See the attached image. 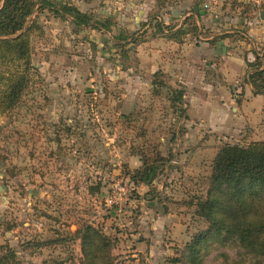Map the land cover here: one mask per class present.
Here are the masks:
<instances>
[{
	"label": "rangeland",
	"instance_id": "obj_1",
	"mask_svg": "<svg viewBox=\"0 0 264 264\" xmlns=\"http://www.w3.org/2000/svg\"><path fill=\"white\" fill-rule=\"evenodd\" d=\"M58 1L114 26L99 33L49 10L34 15L42 31L32 40L31 83L0 115V255L12 250L15 264H81L75 233L92 225L112 239L115 264H190L188 245L209 227L197 204L219 148L264 142V94L246 88L264 59V0ZM193 8L206 37L230 38L213 59L219 73L211 61L198 66L207 80L174 106L173 90L184 88L179 62L195 54L154 27L162 20L168 36L181 32L201 46L186 23ZM120 36L129 41L116 43ZM158 70L172 92L156 95ZM143 157L160 160L150 183L132 178ZM198 254L202 264L256 263L235 239L207 240Z\"/></svg>",
	"mask_w": 264,
	"mask_h": 264
},
{
	"label": "trees",
	"instance_id": "obj_2",
	"mask_svg": "<svg viewBox=\"0 0 264 264\" xmlns=\"http://www.w3.org/2000/svg\"><path fill=\"white\" fill-rule=\"evenodd\" d=\"M49 10L55 18L71 22L75 27L99 33L111 32L114 21L99 19L70 4L58 0H2L0 7V115L12 111L28 89L35 68L33 38L42 31L34 15ZM194 17H192L193 19ZM193 22V21H191ZM157 30L162 23L156 24ZM194 35L198 28L193 22ZM178 32L177 34H180ZM177 34L174 37L177 36ZM133 40V38H132ZM116 43H127L128 37H118ZM135 41V40H134ZM119 45V44H117ZM248 75L247 83L255 95L264 94V59L258 58ZM163 73L154 75V91L160 94L168 86ZM185 99L183 87L174 89V106ZM143 166L132 172L137 182L150 183L159 159L143 157ZM164 162H166L164 160ZM96 190L93 189V192ZM198 215L209 223L207 231L196 236L188 245L190 264H202L199 246L207 240L227 242L235 239L245 254L262 264L264 261V142H252L248 146L225 144L219 148L208 179L205 198L197 204ZM81 241V264H115L114 243L102 230L84 225L75 233ZM14 252L8 250L0 255V264H15Z\"/></svg>",
	"mask_w": 264,
	"mask_h": 264
},
{
	"label": "crops",
	"instance_id": "obj_3",
	"mask_svg": "<svg viewBox=\"0 0 264 264\" xmlns=\"http://www.w3.org/2000/svg\"><path fill=\"white\" fill-rule=\"evenodd\" d=\"M195 1V5H197V1L198 0H194ZM202 2L204 0H201ZM240 1H245V0H240ZM255 3H259V1L255 0ZM194 11V13H193ZM196 13V9H192V11L190 13H188V19L186 20L187 24L190 23L191 21H193L196 26L198 27V35H194V38H199L204 40L205 43H201V42H197L196 44H202L201 46L198 47H194L192 46V43L190 41H188V37L190 35H187L186 37H182L181 38V34H177L176 37H174L175 35H170L168 36L167 34L170 33V30H167V27H165V24H163L162 20H160L159 22L163 24V26L161 27V29L164 31V33H160L157 30V25H155L154 27V35L157 37H161V38H165L167 40H169V43L171 44H176L178 46H182V50H187L188 48L185 47H190L192 48V51H194L195 56L190 55V56H185L182 57L180 60V64L179 66L182 69V72L180 73V75L182 76V82L181 84L184 86L185 91L191 90V88H197V87H201L204 85L205 81L207 80V73L206 71L198 66L204 65V64H208V61H211V72L212 74L214 72L219 73V69L217 67V65L214 63L213 59L215 60L216 57H218L219 55H221L222 53V43L225 42L227 39L230 38V36H220V38H218V35L214 38H211V35L209 37H206V32L207 29L205 28V26L202 24V22L199 20L200 17V13L197 15ZM196 15V16H195ZM192 17H198L197 19H192ZM158 22H156L157 24ZM165 23V22H164ZM202 24V25H201ZM186 26V24L184 25ZM182 28L181 26L176 27L175 29H172L173 31ZM211 32V31H210ZM251 36L254 37L256 32L255 30L251 29ZM260 36L259 34H257V37ZM189 43L191 45H189ZM252 56V54H251ZM250 62L253 60H249ZM256 62V61H255ZM158 72H162V70H158L157 72L153 73V79H152V83L155 80L154 75ZM163 73V72H162ZM228 73V72H227ZM226 73V75H227ZM164 74V73H163ZM197 81V82H196ZM193 82V83H191ZM246 85H248L247 88V96L252 94L253 96H262V94L260 95H255L253 93L254 88L252 87V85L246 83ZM152 88L154 89V85L152 84ZM212 91L214 90L213 88L211 89ZM250 93V94H249Z\"/></svg>",
	"mask_w": 264,
	"mask_h": 264
},
{
	"label": "water",
	"instance_id": "obj_4",
	"mask_svg": "<svg viewBox=\"0 0 264 264\" xmlns=\"http://www.w3.org/2000/svg\"><path fill=\"white\" fill-rule=\"evenodd\" d=\"M262 19H264V12L261 14Z\"/></svg>",
	"mask_w": 264,
	"mask_h": 264
}]
</instances>
